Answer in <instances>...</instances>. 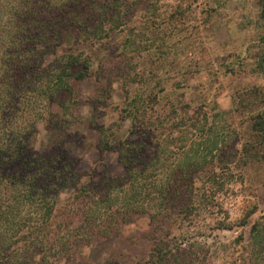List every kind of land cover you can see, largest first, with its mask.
I'll return each mask as SVG.
<instances>
[{"label":"rangeland","instance_id":"rangeland-1","mask_svg":"<svg viewBox=\"0 0 264 264\" xmlns=\"http://www.w3.org/2000/svg\"><path fill=\"white\" fill-rule=\"evenodd\" d=\"M119 2L121 29H111L110 14L102 39L75 49L67 36L57 47L58 55H87L92 66L85 79L71 80L72 91L49 103L36 147L44 152L46 143L66 137L64 149L79 160L78 182L122 177L120 144L136 132L125 110L148 91L154 134L170 135L169 146L157 141L153 152L167 151L171 166L175 157L198 162V170L189 169L195 209L184 220L185 214H161L122 222L105 214L108 234H117L58 264H145L159 239L180 264H264V227L252 231L264 221V0ZM56 58L46 53L40 66L50 69ZM20 114L18 122L33 118ZM103 136L112 149L102 147ZM71 188L63 204L74 206ZM79 207L73 212L81 218Z\"/></svg>","mask_w":264,"mask_h":264},{"label":"trees","instance_id":"trees-1","mask_svg":"<svg viewBox=\"0 0 264 264\" xmlns=\"http://www.w3.org/2000/svg\"><path fill=\"white\" fill-rule=\"evenodd\" d=\"M121 10L119 0H0V264H58L70 255L75 258L77 248L117 234H108L105 214L110 220L117 214L122 222L125 217L130 221V216L161 214H185L184 220L195 209L188 197L193 183L189 169L198 170V162L189 166L175 157L177 164L171 166L167 151L153 152L157 141L169 146L170 135L154 134L148 91L134 97L125 110L136 132L120 144L122 177L89 185L78 182L73 167L78 159L64 149L66 137L46 143L44 152L36 147L41 133L37 125L49 103L72 91L71 80L85 79L92 66L87 55H58L57 47L67 36L75 49L102 39L110 14L111 29H121ZM91 20L98 24L90 27ZM51 51L57 55L55 66L42 68L40 60ZM260 65L264 74V54ZM23 112L33 118L18 122ZM54 121L59 124L58 117ZM161 123V130H168ZM260 124L264 128V122ZM101 143L105 150L113 148L104 136ZM72 185L74 206L63 204ZM79 206L81 218L73 212ZM260 225L264 227V221L255 223L252 231ZM159 243L145 264H180L174 249L160 239Z\"/></svg>","mask_w":264,"mask_h":264}]
</instances>
